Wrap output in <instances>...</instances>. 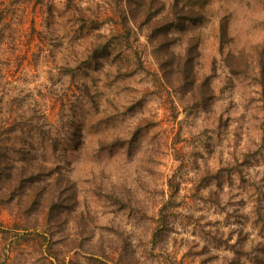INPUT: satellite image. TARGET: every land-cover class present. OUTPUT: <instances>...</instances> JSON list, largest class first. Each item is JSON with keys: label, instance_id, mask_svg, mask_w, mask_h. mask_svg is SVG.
Returning <instances> with one entry per match:
<instances>
[{"label": "rangeland", "instance_id": "1", "mask_svg": "<svg viewBox=\"0 0 264 264\" xmlns=\"http://www.w3.org/2000/svg\"><path fill=\"white\" fill-rule=\"evenodd\" d=\"M0 264H264V0H0Z\"/></svg>", "mask_w": 264, "mask_h": 264}, {"label": "trees", "instance_id": "2", "mask_svg": "<svg viewBox=\"0 0 264 264\" xmlns=\"http://www.w3.org/2000/svg\"><path fill=\"white\" fill-rule=\"evenodd\" d=\"M21 115V114H20ZM17 121H18V119H15L13 122H12V124H11V126H8L7 128L10 130V129H16V126H21L20 124H18L17 123Z\"/></svg>", "mask_w": 264, "mask_h": 264}]
</instances>
